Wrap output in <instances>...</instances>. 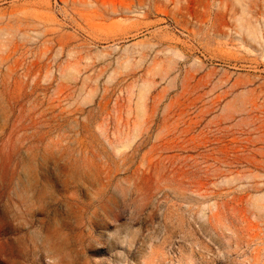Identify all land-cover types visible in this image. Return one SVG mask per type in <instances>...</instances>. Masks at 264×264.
I'll return each mask as SVG.
<instances>
[{"label": "rangeland", "instance_id": "obj_1", "mask_svg": "<svg viewBox=\"0 0 264 264\" xmlns=\"http://www.w3.org/2000/svg\"><path fill=\"white\" fill-rule=\"evenodd\" d=\"M0 264H264V0H0Z\"/></svg>", "mask_w": 264, "mask_h": 264}]
</instances>
